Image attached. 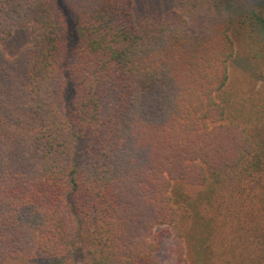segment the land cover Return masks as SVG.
Returning a JSON list of instances; mask_svg holds the SVG:
<instances>
[{
  "label": "trees",
  "instance_id": "1",
  "mask_svg": "<svg viewBox=\"0 0 264 264\" xmlns=\"http://www.w3.org/2000/svg\"><path fill=\"white\" fill-rule=\"evenodd\" d=\"M173 1L0 0V264H264V110L217 98L264 0Z\"/></svg>",
  "mask_w": 264,
  "mask_h": 264
},
{
  "label": "rangeland",
  "instance_id": "2",
  "mask_svg": "<svg viewBox=\"0 0 264 264\" xmlns=\"http://www.w3.org/2000/svg\"><path fill=\"white\" fill-rule=\"evenodd\" d=\"M173 7V0H134L137 23ZM72 24L76 27L75 22L72 21ZM229 33L235 53L229 61L227 83L217 98L229 112L238 110L242 113L240 115L245 112L257 113L258 110H264V77L261 75L264 66V23L255 28L234 25ZM77 39L76 33L73 41ZM30 41V27H22L14 31L12 37L3 43V47L8 54L14 55ZM174 260V254L165 246L156 252L152 264H173Z\"/></svg>",
  "mask_w": 264,
  "mask_h": 264
}]
</instances>
